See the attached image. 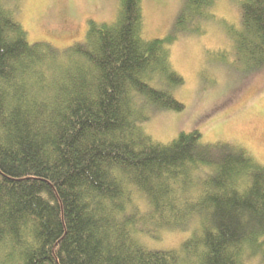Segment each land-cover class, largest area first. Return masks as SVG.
I'll use <instances>...</instances> for the list:
<instances>
[{
	"label": "trees",
	"instance_id": "trees-1",
	"mask_svg": "<svg viewBox=\"0 0 264 264\" xmlns=\"http://www.w3.org/2000/svg\"><path fill=\"white\" fill-rule=\"evenodd\" d=\"M214 1L185 9L210 18ZM143 27L142 0H119L113 22L59 50L29 43L0 0V264H264V165L197 129L167 143L142 129L144 108H184L174 36ZM235 49L264 64V0L242 1ZM182 227L176 249L140 239Z\"/></svg>",
	"mask_w": 264,
	"mask_h": 264
},
{
	"label": "rangeland",
	"instance_id": "rangeland-1",
	"mask_svg": "<svg viewBox=\"0 0 264 264\" xmlns=\"http://www.w3.org/2000/svg\"><path fill=\"white\" fill-rule=\"evenodd\" d=\"M242 1L215 0L208 9L212 16L203 18L185 9L186 0H142L144 39L173 35L169 45L172 66L184 79L172 89L184 108H144L149 118L142 129L161 143L197 129L202 142H233L264 165V64L248 67L235 52ZM5 2L14 9L29 43L46 42L59 50L84 41L88 21L113 22L119 6V0ZM136 202L139 208L145 206L142 198ZM190 231L185 227L157 230L154 237L148 234L140 239L151 249H176ZM248 264H259V260L253 256Z\"/></svg>",
	"mask_w": 264,
	"mask_h": 264
},
{
	"label": "flooded vegetation",
	"instance_id": "flooded-vegetation-1",
	"mask_svg": "<svg viewBox=\"0 0 264 264\" xmlns=\"http://www.w3.org/2000/svg\"><path fill=\"white\" fill-rule=\"evenodd\" d=\"M65 14V16L68 14L69 15V13H64Z\"/></svg>",
	"mask_w": 264,
	"mask_h": 264
}]
</instances>
